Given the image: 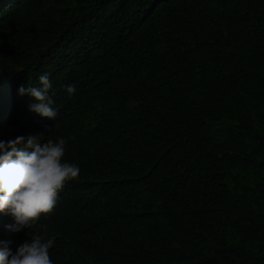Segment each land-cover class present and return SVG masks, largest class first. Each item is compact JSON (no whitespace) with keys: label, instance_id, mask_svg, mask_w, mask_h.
I'll return each mask as SVG.
<instances>
[{"label":"trees","instance_id":"1","mask_svg":"<svg viewBox=\"0 0 264 264\" xmlns=\"http://www.w3.org/2000/svg\"><path fill=\"white\" fill-rule=\"evenodd\" d=\"M43 72L55 121L17 94ZM29 135L80 171L28 233L0 213L13 252L264 264V0H0V140Z\"/></svg>","mask_w":264,"mask_h":264},{"label":"clouds","instance_id":"2","mask_svg":"<svg viewBox=\"0 0 264 264\" xmlns=\"http://www.w3.org/2000/svg\"><path fill=\"white\" fill-rule=\"evenodd\" d=\"M52 87L49 73L43 72L35 85H20L17 94L30 98L31 113L55 121L58 112ZM62 87L68 98L77 91L75 83ZM40 136L0 140V213L12 218L13 223L7 227L14 233L25 229L28 233L42 216L51 213L64 184L76 178L80 171L77 164L64 160L63 137L42 143ZM54 243V237L33 233L13 252L0 241V264H54L49 252Z\"/></svg>","mask_w":264,"mask_h":264},{"label":"rangeland","instance_id":"3","mask_svg":"<svg viewBox=\"0 0 264 264\" xmlns=\"http://www.w3.org/2000/svg\"><path fill=\"white\" fill-rule=\"evenodd\" d=\"M7 131L12 132V130H10V129H7Z\"/></svg>","mask_w":264,"mask_h":264}]
</instances>
